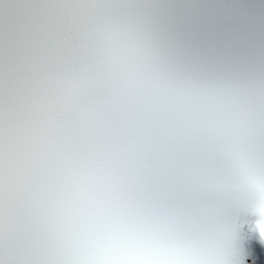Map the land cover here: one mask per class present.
Returning <instances> with one entry per match:
<instances>
[{"label":"snow or ice","instance_id":"1","mask_svg":"<svg viewBox=\"0 0 264 264\" xmlns=\"http://www.w3.org/2000/svg\"><path fill=\"white\" fill-rule=\"evenodd\" d=\"M0 264H264V0H0Z\"/></svg>","mask_w":264,"mask_h":264}]
</instances>
